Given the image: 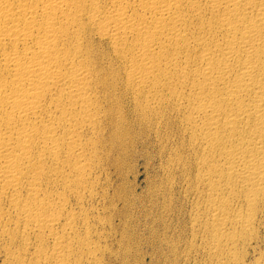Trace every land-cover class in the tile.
Listing matches in <instances>:
<instances>
[{
	"label": "bare ground",
	"instance_id": "6f19581e",
	"mask_svg": "<svg viewBox=\"0 0 264 264\" xmlns=\"http://www.w3.org/2000/svg\"><path fill=\"white\" fill-rule=\"evenodd\" d=\"M134 158L168 256L264 264V0H0V264H102Z\"/></svg>",
	"mask_w": 264,
	"mask_h": 264
},
{
	"label": "rangeland",
	"instance_id": "374dc122",
	"mask_svg": "<svg viewBox=\"0 0 264 264\" xmlns=\"http://www.w3.org/2000/svg\"><path fill=\"white\" fill-rule=\"evenodd\" d=\"M135 159V158H134ZM137 161V163H136V161ZM135 160H133V159H131L128 163L129 164H127V166L123 169V172L121 173L120 172V175H121V177H117V178H114V177H116L117 176V174L113 171V169H111V170H109V174L111 175V173H112V175L110 176V181H112V182H115V183H117V185L115 184V183H112L111 182V185L113 186V187H111V189L112 188H114V186H116L114 189L115 190H118V191H122V192H120V194L121 193H123L122 195L123 196H125V194H127L125 197H123L124 198V200L125 201H127V199H130V201H132L131 202V204H130V202L129 201H127V204L126 205H124L123 206V208H121L120 209V207H122V205L123 204H121V201H120V204L119 205H117L118 207H116V208H118V210L116 209V211H115V215H114V218L117 216V219L115 218V220H114V218L112 219V221H113V224L115 225L114 227H115V230L118 228V226H119V230H120V243L121 242H123L122 243V245L120 244V248H121V246H124L125 244L126 245H128V247L127 246H125V247H123V248H121V249H123L124 251H126L127 252V254H126V252H124L123 253V250H120V252H119V250H117L116 249V240H117V238H118V234H119V232H118V229L116 230L117 232V234H116V237L115 238H112V237H110L109 239H108V241H107V244L110 246V247H108V251L106 250V253H105V255H104V262L106 261V264H176V262L177 263H183L182 262V260H180L179 259V256H175V259L174 258H172V254L170 255V256H168L170 253L169 252H166L167 250L165 249V250H163V248L161 249V248H159V246L157 247V245H158V242H157V240H156V235H155V229H153L154 227H155V225H154V227L152 226L153 225V222L151 221V217H152V214H150V213H153L154 212V208L153 209H150V210H148L147 208L149 207L148 206V204H149V202L147 201V198L146 197H148V194H149V190H150V187L152 186V183H153V181H155V180H158V177H159V175H160V171H159V168H156L157 167V163H149V165H144L143 163V160L140 158V159H135ZM132 161H134V162H132ZM142 162V163H141ZM131 163H133V164H131ZM140 164V165H139ZM142 164V165H141ZM130 165H133V168H136V169H133L132 168V166H130ZM150 166H151V168H150ZM153 166V167H152ZM129 168V169H126V168ZM130 168H132V169H130ZM149 169V170H148ZM152 169V170H151ZM128 172H127V171ZM131 172H130V171ZM144 170H146V172H144ZM155 170V171H154ZM157 171V172H156ZM124 172H126V174L124 173ZM130 172V173H129ZM135 173V176H134V173ZM138 172V173H137ZM148 172V173H147ZM155 174H157V175H154V173ZM115 173V174H114ZM129 173V174H128ZM138 174V175H137ZM116 175V176H115ZM123 175V176H122ZM126 177H125V176ZM112 176H113V178H112ZM152 176V177H151ZM156 176V177H155ZM122 177H125V178H122ZM147 177V178H146ZM150 177V178H149ZM155 179V180H153V179ZM116 179V180H115ZM121 179H122V181H121ZM124 179H127V181L128 182H126ZM147 179V180H146ZM148 179H149V181H148ZM115 180V181H114ZM131 180V181H130ZM120 181V182H119ZM134 181H136V182H134ZM150 181H151V183H150ZM119 182V183H118ZM122 182V185L120 184ZM130 182V183H129ZM147 182V183H146ZM125 183H127L126 185H125ZM128 183H129V185H128ZM134 183V184H133ZM136 183H138V185L136 184ZM119 184V185H118ZM151 184V186H149ZM132 185L133 186H135V187H133V189H135V190H133L132 189ZM148 185V186H147ZM120 186V187H119ZM124 186L126 187L125 189H124ZM129 186V189L127 188ZM117 188V189H116ZM121 188H122V190H121ZM124 189V190H123ZM128 190V191H127ZM127 191V192H126ZM133 193H132V192ZM137 191V192H136ZM140 191V192H139ZM129 193V194H128ZM137 193H138V195H137ZM146 193H147V195H146ZM134 194V195H133ZM122 195H120V197H122ZM130 195H131V198H130ZM137 195V198L135 197ZM145 196V197H144ZM141 197V198H140ZM144 197V198H143ZM135 198V199H134ZM143 198V199H142ZM146 198V199H145ZM136 201V203H137V205H136V203H135V201ZM137 199V200H136ZM141 199V200H140ZM146 201H145V200ZM140 202H144L145 203V205H144V203L143 204H141ZM121 205V206H120ZM129 205V206H128ZM130 205H131V208H130ZM145 206L144 208H143V206ZM138 206V207H137ZM125 207V208H124ZM127 207H129V209L127 208ZM135 207V208H134ZM137 207V208H136ZM140 207V208H139ZM135 210H134V209ZM131 209V211H133V213L134 214H132V212L131 211H129ZM133 209V210H132ZM145 209V210H144ZM122 210V211H121ZM128 211L127 213L128 214H130L131 213V216H135V214H136V216H135V218H134V216L133 217H130V215H128L127 213H126V211ZM142 210V211H141ZM144 210V211H143ZM153 210V211H152ZM139 211V212H138ZM148 211V212H147ZM136 212V213H135ZM122 213H123V215H122ZM140 215H139V214ZM144 213V214H143ZM148 213H149V215H148ZM118 214V215H117ZM145 214H147V215H145ZM120 215H122V216H124V215H127V217L129 216L130 218L128 219L126 216H124V217H120ZM140 216L139 217V219L137 218V216ZM151 215V216H150ZM127 218V220L130 222H128L127 220H126V218ZM144 217H145V219L147 218V219H149V217H150V219L149 220H144ZM120 218V219H119ZM122 218V219H121ZM133 218V219H132ZM138 220H137V219ZM125 219V220H124ZM132 219V220H131ZM121 220V221H120ZM134 220V221H133ZM135 220H136V223H135ZM140 220V221H139ZM115 221V222H114ZM122 221H123V224H125V225H123L122 224ZM144 221V222H143ZM118 222H121L120 224L118 223ZM125 222H128V224L127 223H125ZM137 222H141L140 224L138 223L137 224ZM149 222V223H148ZM134 223V224H133ZM144 223V224H143ZM119 224V225H118ZM126 224H127V226H126ZM136 224V225H135ZM149 224V225H148ZM117 225V226H116ZM130 227H129V226ZM132 225L135 227V230H134V227H132ZM137 225H139V226H137ZM145 226V228L144 227H142V226ZM147 225V226H146ZM121 226H122V228H121ZM124 226V227H123ZM126 226V227H125ZM137 226V227H136ZM127 227H129V228H133L131 231H129L128 230V228ZM153 227V228H152ZM124 228V229H123ZM137 228V229H136ZM139 228V229H138ZM141 228H144V230L143 229H141ZM263 228V229H262ZM121 229L123 230V231H125V232H123V231H121ZM125 229H127L128 231H126ZM150 229V230H149ZM259 230H257L258 232V234H257V238H255L256 240L255 241H259L260 242V244L257 242H255V241H253V246H255L256 247V251H257V253L258 252H260V253H262V255H264V231H261V230H264V224L261 226V227H259L258 228ZM152 230L154 231V232H152ZM136 234V237H135V234L133 233V232ZM137 231H139V232H137ZM143 231V232H142ZM149 231H151V233L148 232ZM259 231H261V233H259ZM121 232H122V234L123 235H121ZM128 232V233H127ZM129 233H131L130 235H128ZM133 233V234H132ZM138 233H140V234H138ZM142 233V234H141ZM148 233V234H147ZM153 233V234H152ZM152 234V235H151ZM261 234V235H260ZM125 235V236H124ZM126 235H128L127 237L129 238V240H132L133 238H134V240H132L131 242L132 243H136V242H138L139 244H137V245H135V244H133L132 245V243L128 240V238L126 237ZM141 237V238H139V236ZM147 235V236H146ZM123 236H124V240L122 239V241H121V238H123ZM130 236V237H129ZM133 236V237H132ZM143 236V237H142ZM259 236V237H258ZM125 237H126V239H125ZM132 237V238H131ZM149 239H151V240H149ZM137 239V241L135 242V240ZM143 238V239H142ZM147 238V241L145 240ZM113 239H116L115 241H113L112 240V243L113 244H111V240ZM140 239V240H139ZM153 239V240H152ZM155 239V240H154ZM143 240V241H142ZM261 240V241H260ZM127 241V242H126ZM134 241V242H133ZM150 241L152 242L151 244H150ZM145 242H147V243H145ZM153 242H157V243H153ZM131 243V244H130ZM142 243H144L143 245H142ZM256 245H255V244ZM155 244H156V246H155ZM115 245V246H114ZM139 245V246H138ZM149 245V246H148ZM145 246V247H144ZM148 246V247H147ZM259 248H258V247ZM127 247V248H126ZM133 247H135L134 248V250L132 249ZM139 247V248H138ZM126 248V249H125ZM136 248H137V250H136ZM150 248V249H149ZM153 248V249H152ZM158 248V249H157ZM262 248V249H261ZM127 249H128V251H127ZM130 249H132V250H130ZM141 249H143V250H141ZM154 249H156V251L154 250ZM159 249H161V251L159 250ZM260 249V250H259ZM111 250V251H110ZM112 250H114V251H112ZM145 250V251H144ZM147 250H149V251H147ZM152 250V251H151ZM157 250H159V251H157ZM130 251V252H129ZM146 251H147V253H146ZM151 251V252H150ZM153 251H155V252H153ZM256 251H255V255L257 254L256 253ZM115 252H118V253H115L116 255H114V253ZM121 252H122V255H121ZM150 252V253H149ZM158 252H159V254H158ZM108 253H110L109 255H108ZM113 254V258H112V254ZM131 253V254H130ZM153 253V254H152ZM162 253V254H161ZM168 253V254H167ZM251 250L249 251V254L246 256V259L247 258H250L251 257ZM118 254V255H117ZM123 254H124V257H123ZM145 254V255H144ZM161 254V255H160ZM120 255V256H119ZM148 255V256H147ZM151 255H152V257H151ZM155 255V256H154ZM167 255V256H166ZM252 255H254V253L252 254ZM116 256V257H115ZM118 256V257H117ZM144 256V258H142ZM150 256V257H149ZM153 256H154V260H153ZM166 256V257H165ZM111 257V258H110ZM120 257V258H119ZM161 259H160V258ZM164 257V258H163ZM114 258L115 259H117V260H115L114 261ZM158 259V261H157V259ZM170 258H171V260H170ZM181 258V257H180ZM107 259H109V261H107ZM111 259H113V260H111ZM151 259V260H150ZM164 261H163V260ZM182 259V258H181ZM197 259L199 260H203L201 257H197ZM168 260H169V262H168ZM199 260V261H200ZM113 261V262H112ZM120 261V262H119ZM170 261H171V263H170ZM179 261V262H178ZM104 262L102 263V264H104ZM110 262V263H109ZM154 262V263H153ZM175 262V263H174ZM190 264H191V262H189ZM184 264V263H183Z\"/></svg>",
	"mask_w": 264,
	"mask_h": 264
}]
</instances>
